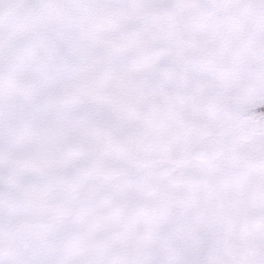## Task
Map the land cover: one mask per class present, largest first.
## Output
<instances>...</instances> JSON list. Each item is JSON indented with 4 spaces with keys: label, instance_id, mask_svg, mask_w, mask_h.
Returning a JSON list of instances; mask_svg holds the SVG:
<instances>
[{
    "label": "snow or ice",
    "instance_id": "6c2138e0",
    "mask_svg": "<svg viewBox=\"0 0 264 264\" xmlns=\"http://www.w3.org/2000/svg\"><path fill=\"white\" fill-rule=\"evenodd\" d=\"M0 264H264V0H0Z\"/></svg>",
    "mask_w": 264,
    "mask_h": 264
}]
</instances>
